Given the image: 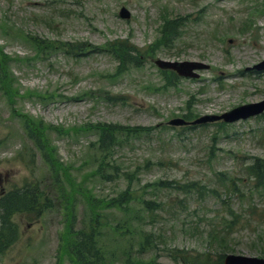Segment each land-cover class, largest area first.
<instances>
[{
  "label": "rangeland",
  "instance_id": "obj_1",
  "mask_svg": "<svg viewBox=\"0 0 264 264\" xmlns=\"http://www.w3.org/2000/svg\"><path fill=\"white\" fill-rule=\"evenodd\" d=\"M122 7L131 12L129 20L119 17ZM164 18L176 20L179 37L172 48H152ZM263 25L264 0H0V74L10 76L0 87V192L40 183L49 206L39 219L12 216L20 235L0 264H75L64 233L71 223L89 225V201L111 199L128 182L139 192L166 180L199 182L221 199L202 201L170 188L157 192L154 200L166 211L155 215L154 205L142 213L144 223L133 224L137 235L154 236L143 254L134 241L133 257L149 264H189L181 259L186 253L192 262L197 258L194 264H220L226 254L264 258V183L246 170L250 158L264 159V117L164 128L187 112L199 118L264 99V71L240 72L264 60ZM37 35L57 46L43 50V62L29 44ZM129 38L143 52L150 49L141 68L127 71L106 50L92 53L91 46ZM77 43L78 54L67 57L65 44ZM158 58L201 61L210 69L170 87L153 62ZM98 122L151 130L110 152L128 179L101 180L97 136L87 131ZM133 209L145 211L137 203ZM112 215L113 226L121 212ZM120 240L119 250L128 243Z\"/></svg>",
  "mask_w": 264,
  "mask_h": 264
},
{
  "label": "trees",
  "instance_id": "obj_2",
  "mask_svg": "<svg viewBox=\"0 0 264 264\" xmlns=\"http://www.w3.org/2000/svg\"><path fill=\"white\" fill-rule=\"evenodd\" d=\"M177 30L176 20H166L162 30V39L164 42L168 43L175 40L178 37ZM114 47L121 67L128 62L137 63L139 61V56H134L132 54L135 48H130L126 44L120 42L115 44ZM4 61L5 57L0 55V66L1 62ZM9 79L10 76H4V73L0 74V82L3 86L5 85V81ZM93 128L98 135L97 145L101 151L99 176L103 181L112 182L114 177H118L119 175V167L113 164V162H110V150L113 151L117 146H120V141L121 138L123 139V136L127 138L140 133H138L137 128H128L108 123H97ZM106 166H108L107 169ZM255 174L258 175L259 173L256 172ZM170 184L168 183L167 187H173L181 191H192L193 189L198 191L200 188L202 189V186L196 182H191L189 184L171 182ZM146 187H148V185L144 186V188ZM149 187H152L151 191L154 195H158L157 192L164 190L166 186L163 182L158 181L150 184ZM45 192L46 190L43 189L42 186L33 184L22 189L10 191L0 198V252L8 248L18 236L19 228L12 221V216L14 214L26 213L40 216L45 209H48L49 206L46 204L48 199ZM145 193L146 192H144L143 195ZM143 195L139 192L132 191V185L129 183L126 189L120 191L117 196L111 199H102L97 205L93 204L92 200L89 201L91 205L88 215L89 225L83 226L86 227L84 229L77 230L76 224L71 223L68 228V248L74 261L77 264H115L117 254L108 248L111 245V241L105 237L106 235L103 230L105 226H109L107 222L109 217L100 211L107 208L112 209V212L122 213V218L119 219L115 226H112V231L117 236L121 235V233L130 235L131 241L138 240L142 248L150 247L149 242L151 240L149 235L137 237L133 229L131 230V224L133 222L142 220L137 210H130L132 203L140 204L142 208L149 211L153 210L154 205L159 204V202L154 199H147L146 196L150 195V193L144 197ZM156 210L157 209H154V211ZM131 248L132 247L129 246V249ZM122 258H125L123 264L134 263H130V259L127 255L124 256L123 254Z\"/></svg>",
  "mask_w": 264,
  "mask_h": 264
},
{
  "label": "water",
  "instance_id": "obj_3",
  "mask_svg": "<svg viewBox=\"0 0 264 264\" xmlns=\"http://www.w3.org/2000/svg\"><path fill=\"white\" fill-rule=\"evenodd\" d=\"M121 16L122 17H128L129 14L125 9H122L121 11ZM160 67H170L176 69L181 75H192V70H194L197 65L195 63H168L165 61H158L157 62ZM262 65L258 66L261 67ZM202 67V66H200ZM264 110V102L259 103V104H251V105H246L242 107H238L223 116L219 118H224L226 121H236L240 118H247L251 115L260 113ZM207 119H214V118H205L202 119V121L207 120ZM173 123L180 124L182 123L181 121H175ZM226 264H264V261L258 260V259H246V258H238V257H228Z\"/></svg>",
  "mask_w": 264,
  "mask_h": 264
}]
</instances>
